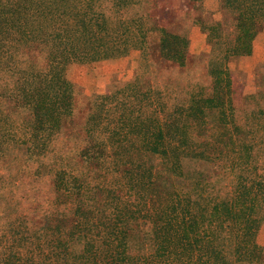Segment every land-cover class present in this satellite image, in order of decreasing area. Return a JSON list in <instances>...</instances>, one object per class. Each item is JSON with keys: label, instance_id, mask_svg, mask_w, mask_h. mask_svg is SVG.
Segmentation results:
<instances>
[{"label": "trees", "instance_id": "16d2710c", "mask_svg": "<svg viewBox=\"0 0 264 264\" xmlns=\"http://www.w3.org/2000/svg\"><path fill=\"white\" fill-rule=\"evenodd\" d=\"M78 1L83 0H0V75L13 80L7 98L26 114L14 139L31 157L47 154L74 113L75 89L67 77L71 64L135 49L148 55L150 31L135 18H120L117 25L102 12L73 8ZM222 7L233 13L236 27L224 58L251 55L264 30V0H222ZM161 29L159 56L185 65L189 38ZM206 29L212 36L218 26ZM215 37V45H225L222 35ZM211 73L209 96L193 95L163 119L157 105L145 111L129 103L133 96L140 99L137 83L98 97L85 124L83 167L54 172V202L67 210L48 215L33 235L16 236L9 246L2 242L0 264H263L257 235L264 223V175L256 151L262 141L236 123L227 67L216 66ZM111 102L116 104L110 108ZM252 117L261 120L264 132V108ZM9 123L0 130H10ZM214 126L220 132L213 138L191 135L194 128L207 133ZM153 156L160 158L161 168L149 164ZM225 157L235 181L231 194L221 197L192 163ZM102 171L106 179L108 172L118 175L105 184L92 183L91 174L97 178ZM134 224L150 230L138 249L130 236ZM74 242L82 248L72 250ZM144 244L150 253L143 252Z\"/></svg>", "mask_w": 264, "mask_h": 264}, {"label": "rangeland", "instance_id": "374dc122", "mask_svg": "<svg viewBox=\"0 0 264 264\" xmlns=\"http://www.w3.org/2000/svg\"><path fill=\"white\" fill-rule=\"evenodd\" d=\"M73 8H85L91 11V15L102 12L114 17L117 25L120 18H135L138 21L136 25H143L150 31L147 35L148 55L144 50L135 49L124 56L71 64L67 77L75 89L74 113L67 118L64 129L54 136L47 154L40 158L29 156L15 142L14 138H18L23 130L22 122L26 114L14 108L7 98L12 92L13 80H4L0 75V128L11 122L10 130H0V143L4 147H0V249L2 242L9 246L16 236L33 235L35 230L44 226L48 215L54 218L52 216L58 214V210L65 213L67 206L54 202V172L61 167L70 170L83 167L80 150L88 140L85 124L95 103L100 100L98 97L115 93L128 84L137 83L134 92L140 98L133 96L129 103L136 107L141 105L145 111L157 105L162 108L159 115L163 119L168 110L177 104H186L193 95L209 96L214 80L211 69L225 65L233 84L236 123L244 130L253 131L251 136L255 140L262 141L256 151L259 172L264 175V132L259 129L261 120L252 117L253 112L264 108V30L256 36L251 55L226 60L223 48L233 43L236 27L233 13L222 7V0H83L76 2ZM212 25L218 26V30H210L212 36H209L206 27ZM161 27L189 38L190 49L185 65L168 62L159 56ZM138 30L136 27L135 31ZM221 35L225 45L217 46L214 38ZM150 89L148 99H142V95ZM119 98L123 100L124 95ZM115 104L111 102L108 107ZM8 132L10 135L6 137ZM219 132L217 126L207 133L194 128L191 135L203 140L213 138ZM148 162L158 169L162 167L158 156L150 157ZM192 166L207 174L213 194L221 197L231 194L235 180L226 157L200 160L193 162ZM104 174L106 172L102 171V176L97 178L91 174L94 177L92 183L105 184L118 175L108 172L106 179ZM20 224L22 226L19 227ZM149 233L148 226H132L130 236L135 249L141 247L140 240L146 235L150 237ZM257 241L264 250V223L258 231ZM148 242L150 244L152 240ZM149 244H144V253L152 251ZM82 245L81 242H74L72 250H80Z\"/></svg>", "mask_w": 264, "mask_h": 264}]
</instances>
